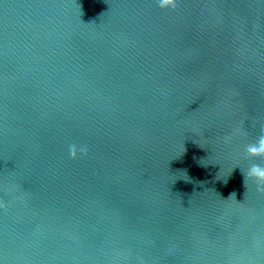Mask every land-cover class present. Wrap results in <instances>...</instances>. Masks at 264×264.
<instances>
[{
  "label": "water",
  "instance_id": "obj_1",
  "mask_svg": "<svg viewBox=\"0 0 264 264\" xmlns=\"http://www.w3.org/2000/svg\"><path fill=\"white\" fill-rule=\"evenodd\" d=\"M176 5L0 0V264H264V0Z\"/></svg>",
  "mask_w": 264,
  "mask_h": 264
},
{
  "label": "clouds",
  "instance_id": "obj_2",
  "mask_svg": "<svg viewBox=\"0 0 264 264\" xmlns=\"http://www.w3.org/2000/svg\"><path fill=\"white\" fill-rule=\"evenodd\" d=\"M158 6L162 9H166L169 6L173 10L176 8V0H158ZM81 156H87L88 150L86 147L77 148L76 145L69 146V155L71 158L75 159L77 154ZM244 152L247 158H264V134L260 135L255 141L248 143ZM246 179L253 180L257 185V191L264 193V166L258 163H251L247 172L244 173V183L246 184ZM235 192L230 194V197L235 196ZM229 197V198H230Z\"/></svg>",
  "mask_w": 264,
  "mask_h": 264
}]
</instances>
